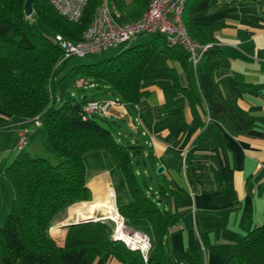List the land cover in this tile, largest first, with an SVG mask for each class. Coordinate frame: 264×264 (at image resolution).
Returning a JSON list of instances; mask_svg holds the SVG:
<instances>
[{
	"label": "trees",
	"instance_id": "1",
	"mask_svg": "<svg viewBox=\"0 0 264 264\" xmlns=\"http://www.w3.org/2000/svg\"><path fill=\"white\" fill-rule=\"evenodd\" d=\"M25 1L0 0V109L10 116L41 121L38 128L46 135L59 161L50 163L21 149L4 168L12 203L0 226L2 264H92L95 256L113 257L122 264L179 263L166 240L162 241L173 222L169 212L160 206L161 199L168 196L161 191L164 183L156 184L157 196L153 192L148 194L133 168V163H146L144 145L120 143L95 118L97 114L85 116L84 104L97 98L76 97L73 89L90 88L75 87V79L84 77L94 82L93 88H102L103 93L113 95L111 100L128 111L136 109L149 116L150 107L143 101L144 71L161 54L165 59L183 61L189 58L188 53L180 50V46L170 45L161 34L148 35L142 42L123 48L113 56L65 71L69 58H64V50L55 36L61 35L73 42L81 40L102 0H88L77 21L59 15L49 0H31L33 12L26 16ZM107 1L118 21L140 17L150 2ZM214 1L193 0L189 6L186 3L182 14L188 35L200 45L211 44L194 67L201 98L190 95L189 102L199 103L206 113L207 119L202 122L204 129L215 121L240 133L251 128L255 121L235 104L247 85L235 76L228 79L225 94L216 88L218 61L222 57L220 44L216 38L206 37L192 20L194 14L214 8L217 4ZM249 3L258 4L260 13H264V0ZM179 90L191 94L186 87ZM101 115L107 120L106 115ZM3 122L4 118L0 117V124ZM93 152L100 154L114 190L119 193L123 185L127 186V199L116 198L117 212L123 216L126 226L150 238L146 260L137 249L128 248L112 237L113 223L108 221L66 225L62 245L48 232L62 208L74 200L91 198L86 172ZM183 162L193 189L205 188L210 179L207 162L185 158ZM225 264H264V221L234 243Z\"/></svg>",
	"mask_w": 264,
	"mask_h": 264
},
{
	"label": "crops",
	"instance_id": "2",
	"mask_svg": "<svg viewBox=\"0 0 264 264\" xmlns=\"http://www.w3.org/2000/svg\"><path fill=\"white\" fill-rule=\"evenodd\" d=\"M214 2V8L194 14L192 20L206 37L216 38L220 44L216 88L225 94L228 79L235 76L247 85L235 104L255 118L253 126L236 133L214 121L204 129L206 113L199 103L189 102L190 95L201 98L191 61L165 59L163 54L151 61L142 77L149 116L134 109L136 116L132 118L133 125L136 118L141 121L135 129L145 127L153 137L140 134L143 140L136 142L144 145L146 163L135 164V174H144L143 182L138 180L148 194L157 196L156 184L164 183L161 191L168 196L161 199L160 206L173 222L162 241L166 240L175 258L186 264H225L234 243L264 221V13L248 0ZM181 87L191 94L181 92ZM114 109L117 114L122 112ZM0 117L4 118L0 138H7L15 147L18 128L30 123L1 109ZM184 158L207 162L210 179L205 188L190 185ZM158 165L164 167L160 174L155 171ZM87 176L92 200L103 197L112 187L106 169H94ZM56 219L52 238L62 245L64 225L72 216L63 211ZM92 264L122 263L113 257L95 256Z\"/></svg>",
	"mask_w": 264,
	"mask_h": 264
},
{
	"label": "built area",
	"instance_id": "3",
	"mask_svg": "<svg viewBox=\"0 0 264 264\" xmlns=\"http://www.w3.org/2000/svg\"><path fill=\"white\" fill-rule=\"evenodd\" d=\"M87 1L88 0H49L53 9L59 15L71 21L79 20ZM187 1L188 0H150L148 8L140 17L128 21H118L113 15L108 1L102 0L97 6L90 24L83 32L81 40L73 42L63 39L61 35H56L55 39L64 50V58H82L90 54L103 53L115 46L123 45L142 34H152L156 32L157 34L163 35L170 45L184 48L188 53L190 61L194 65L197 63L202 52L211 44L200 45L188 35L182 20V14ZM74 85L77 88L93 87L94 82L84 77H78L75 79ZM114 105H118L116 100L92 99L84 104L83 112L85 116L100 113L107 114L109 109ZM35 123L38 126L40 124L39 120ZM135 123L137 125L141 124L140 119L136 118ZM25 134L26 130L22 129L18 133V140L20 141V139H23L24 141L26 138ZM140 134L143 136L147 135L150 139H153L145 127H142ZM107 190L115 203L116 196L114 189L109 187ZM118 217L120 223L123 224L122 217L120 215ZM122 226L124 229L127 228L124 224ZM116 232L117 228L112 235L114 239L118 238ZM127 232L128 241H124L125 244L131 249H137L142 255V258L146 260L151 248L150 238L141 231L128 229ZM135 238L137 240H135ZM176 264L186 263L179 262Z\"/></svg>",
	"mask_w": 264,
	"mask_h": 264
},
{
	"label": "rangeland",
	"instance_id": "4",
	"mask_svg": "<svg viewBox=\"0 0 264 264\" xmlns=\"http://www.w3.org/2000/svg\"><path fill=\"white\" fill-rule=\"evenodd\" d=\"M248 1H252V0H248ZM192 2H193V0H188L187 5L189 6ZM95 11H96V9H95ZM95 11H94V13H95ZM148 35H150L151 37H157L156 32H154L152 34H142V35L135 37L134 39L124 43L123 45L115 46V47H113V48H111V49H109V50H107L101 54H90V55H88L86 57H82V58L71 57V58L66 60L64 70L67 71L72 66L87 64V63H91V62L99 60V59H103V58H107L109 56H113V55L119 53L123 48H127V47H130V46H133V45H136V44L142 42L146 37H148ZM196 64L193 65V63H192L193 67H195ZM147 71L149 73V70H147ZM148 73L146 72L145 76ZM102 90H103L102 88H93V87L86 88L83 90L73 89L76 97H79V98L83 97V96H87V97H94V98H97L99 100L114 99L113 95H111L109 93H103ZM114 108H120L121 109L120 111H122V112H120V114H117V113L112 111V110H114V111L116 110ZM111 114H114L116 116V118H114V121L109 118V116ZM104 115H106L108 117L107 120L106 119L103 120L101 118V117H103V115H101V114L95 115V118L99 121V123H101L104 127L108 128L110 130L111 134L113 135V137L117 141H119L120 143H123V144H126V143L134 144L136 142H139V143L142 142L143 139L139 133V130L135 129L134 125L132 124V118H134L136 116V114L134 115V112L128 111L123 105H114L109 109L108 113L104 114ZM28 121L30 124H28L27 126L18 128L15 147H12V144L9 143L7 138H0V226L2 225L3 217H4L5 213L10 211L11 203H12L11 188H10L9 184L7 183V181L3 175V170L16 157L19 150L23 149V150L27 151L31 156L43 157L46 160H48L50 163H57L59 161L58 156L52 151L46 135L40 130V128H38V125L35 123L38 120L35 119V120H28ZM39 123L41 124V121H39ZM22 129L26 130V134H25L26 138L24 139V141H23V139H20V141H19L18 140V138H19L18 133ZM139 129L141 130L142 127H139ZM17 140L20 143H18ZM93 153L94 154H92L88 158V168H87L86 175L90 171H94V169H96V170L97 169H100V170L106 169V168H104V162H102V160L99 159L100 154L95 153V152H93ZM135 167L136 166L133 163V168L135 169ZM140 169L143 170L144 165L141 164ZM106 170H108V169H106ZM143 176H144L143 173L141 174V176H138V179L141 182H143ZM87 177L88 176H86V178ZM126 188H127V186L123 185L122 190L119 193L116 190H114L116 198L121 197L123 200L127 199L128 196H127ZM109 199H110V201L112 200L111 202L113 203L114 208L117 211V209H116L117 206L114 203V201L110 195H109ZM94 200H95V198H94ZM94 200H92L91 198L89 200H74L73 202H71V204L66 205L64 208H62V210L59 211V213H62L63 211H65L66 214L68 213V214H70V216H72V219H71L72 222L69 221V223H66L64 226H66L68 224H76L74 222L80 221V220H81V222H77V223H82V222H87V221H97V220L103 221L104 220V221H108V222L113 223V233H112V235H113L115 233L116 228H117V223L111 219L105 218L104 215L102 214V212L97 211L96 207H95ZM80 203L86 204L87 210L91 216V219L85 221L84 219H86V218L79 219V217H77L76 214H74V212L72 211V207H74ZM118 215L121 216L120 212H118ZM121 217L123 219V216H121ZM67 220H69V219H67ZM55 221L52 222V225L50 226V228L48 230L51 237L55 233V231L53 229H51L55 226V223H54ZM123 224H124V226H126L124 223V219H123ZM126 227L130 230H133L128 226H126ZM127 228H125V229H127ZM117 239L119 241H121L125 246H127L124 243V241H122V239H120V238H117ZM1 251H2V248L0 247V253H1ZM0 264H2L1 260H0Z\"/></svg>",
	"mask_w": 264,
	"mask_h": 264
},
{
	"label": "bare ground",
	"instance_id": "5",
	"mask_svg": "<svg viewBox=\"0 0 264 264\" xmlns=\"http://www.w3.org/2000/svg\"><path fill=\"white\" fill-rule=\"evenodd\" d=\"M123 21H128V20H123ZM109 195L110 194L107 190L103 197H95L94 202H95L96 210L102 212L105 218L111 219L113 221L115 220L117 222V232H116L117 237L122 239V241H128V238H127L128 230L122 227V224L120 223V220L118 217L119 216L118 212L115 210L114 205L111 202L112 200L110 201ZM72 211L74 212V214H76L77 217H79V219L91 217L87 210V206L84 203L83 204L80 203L72 207ZM135 240L137 239L135 238Z\"/></svg>",
	"mask_w": 264,
	"mask_h": 264
},
{
	"label": "water",
	"instance_id": "6",
	"mask_svg": "<svg viewBox=\"0 0 264 264\" xmlns=\"http://www.w3.org/2000/svg\"><path fill=\"white\" fill-rule=\"evenodd\" d=\"M32 12H33V9H32L31 0H26L25 3H24V13H25V15L26 16H30L32 14ZM109 118L113 119V116L110 115ZM163 169H164L163 165H158L155 168V171H156L157 174H160L163 171ZM89 219H91V217L86 218L85 221H87ZM77 222H81V220L80 221H76L74 223H77Z\"/></svg>",
	"mask_w": 264,
	"mask_h": 264
}]
</instances>
